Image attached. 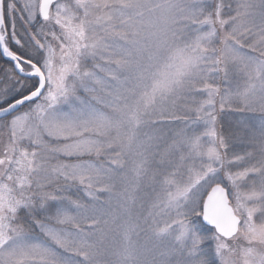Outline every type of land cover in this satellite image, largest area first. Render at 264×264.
I'll list each match as a JSON object with an SVG mask.
<instances>
[{
	"label": "snow or ice",
	"instance_id": "obj_1",
	"mask_svg": "<svg viewBox=\"0 0 264 264\" xmlns=\"http://www.w3.org/2000/svg\"><path fill=\"white\" fill-rule=\"evenodd\" d=\"M0 264H264V0H0Z\"/></svg>",
	"mask_w": 264,
	"mask_h": 264
},
{
	"label": "rangeland",
	"instance_id": "obj_2",
	"mask_svg": "<svg viewBox=\"0 0 264 264\" xmlns=\"http://www.w3.org/2000/svg\"><path fill=\"white\" fill-rule=\"evenodd\" d=\"M157 153L154 157L153 164L149 167L146 173H142L138 179V183L135 189V199L127 202V211H124L118 207L116 200L114 199L111 206L105 205L106 209L115 213L118 216V223H124L125 221L131 219L134 223H138L139 227L136 232L132 235V240L137 245V251L143 252L145 241L147 239V233L145 229L151 223V217H149V212L151 211V204L155 197V193L159 188V185L153 180V170L160 167L159 160V149H154ZM118 191H124V185H117ZM106 196H101V202L105 200ZM147 221V223H145ZM115 236V231L109 233L110 239L106 243H111V237ZM148 247L152 246V242H148ZM107 259V258H106Z\"/></svg>",
	"mask_w": 264,
	"mask_h": 264
}]
</instances>
